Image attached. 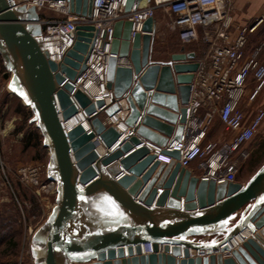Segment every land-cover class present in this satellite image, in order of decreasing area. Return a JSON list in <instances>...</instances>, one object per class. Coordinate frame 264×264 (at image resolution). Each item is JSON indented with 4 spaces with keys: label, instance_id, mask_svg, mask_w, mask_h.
<instances>
[{
    "label": "water",
    "instance_id": "obj_1",
    "mask_svg": "<svg viewBox=\"0 0 264 264\" xmlns=\"http://www.w3.org/2000/svg\"><path fill=\"white\" fill-rule=\"evenodd\" d=\"M52 1L88 18L93 0ZM140 1L127 0L125 12ZM40 19L34 8L0 0L7 89L31 109L49 152L47 179L56 185L54 206L30 240L33 264H264V163L245 185L216 184L181 168L178 152L164 151L176 161L166 165L146 147L179 139L195 55L181 49L168 62H152L154 20L133 36L129 21L114 24L107 89L115 103L103 115L120 111L129 132L105 127L92 116L94 104L74 93L94 134L112 149L98 159L93 133L80 124L65 136L59 121L77 114L68 97L73 88L64 82L84 72L92 27H76L72 48L56 65L41 50Z\"/></svg>",
    "mask_w": 264,
    "mask_h": 264
},
{
    "label": "built area",
    "instance_id": "obj_2",
    "mask_svg": "<svg viewBox=\"0 0 264 264\" xmlns=\"http://www.w3.org/2000/svg\"><path fill=\"white\" fill-rule=\"evenodd\" d=\"M13 1L15 6L34 8L40 16L45 12L58 15L57 19H40L41 50L48 60L56 65L62 63L66 53L72 48L76 27H92L84 72L74 81L66 79L64 82L73 88L68 97L77 114H83L86 126L82 127L87 135L94 132L87 121L88 117L74 99L76 90H80L94 104L95 112L92 116L98 115L105 127L112 125L122 130L120 111L111 116L103 115V112L115 103L112 91L107 89V65L109 58L113 57L110 50L114 24L118 21H129L133 36L135 33H141L142 25L147 19L155 20L158 9H164L172 19L170 29L177 33L182 44L199 40L208 46V52L198 61V69L190 84L188 103L183 106L185 121L179 139L168 141L164 147L149 143L146 147L159 163L168 165L175 161L164 154V151L178 152L177 163L180 167L189 171L195 164L200 172L199 179L216 184L236 183L239 167L249 157L247 146L264 121V110L260 108L247 122L241 110L248 86H252L247 96L249 101L256 99L264 87V60L259 58L262 47H257L249 57L244 58L248 36L255 31L261 20L252 27L236 28V34L232 38L230 30L233 23V0H165L163 3L155 1L153 6L134 3L128 13L125 12L127 0H93L88 18L69 14L65 1ZM64 83L59 85L58 89H62ZM87 84L93 88L92 91L86 88ZM99 101L102 106L97 108L96 103ZM214 116H217L228 134L227 140L221 143L206 139L208 123ZM112 119H115V122H112ZM59 121L66 136L69 132L64 129L67 121L63 122L61 118ZM126 132L128 133L129 129ZM91 142L98 159L112 151L106 148L100 136L96 134ZM121 177L123 174L115 180ZM51 185L55 187V183L52 182ZM250 237L251 233L243 242ZM228 255V252L223 253L224 257Z\"/></svg>",
    "mask_w": 264,
    "mask_h": 264
},
{
    "label": "rangeland",
    "instance_id": "obj_3",
    "mask_svg": "<svg viewBox=\"0 0 264 264\" xmlns=\"http://www.w3.org/2000/svg\"><path fill=\"white\" fill-rule=\"evenodd\" d=\"M45 13L52 19L59 18L53 12ZM155 17L161 24L160 38L185 48L176 39L177 33L170 29L169 14L158 9ZM10 77L11 72L5 70L0 58V264H33L30 240L45 224L56 194L47 179L48 149L43 146L31 109L8 91ZM257 101L258 108L264 110V95ZM227 138L224 127L214 116L208 123L206 139L221 143ZM247 149L249 157L240 165L236 181H248L264 162V121Z\"/></svg>",
    "mask_w": 264,
    "mask_h": 264
},
{
    "label": "crops",
    "instance_id": "obj_4",
    "mask_svg": "<svg viewBox=\"0 0 264 264\" xmlns=\"http://www.w3.org/2000/svg\"><path fill=\"white\" fill-rule=\"evenodd\" d=\"M155 1H158L160 3H163L165 0H141L140 4L143 3L145 5L153 6ZM232 28L230 30V34L232 38L235 36L236 28L240 27H252L255 25L259 20L261 22L256 26L255 31L248 36V41L246 44V47L244 49V58H247L250 56L253 50H255L257 47L261 46V52L259 55L260 60H264V0H233L232 2ZM41 19H52L49 15L46 13H43L41 15ZM155 25V32L153 35V43H152V51H151V61L152 62H168L169 57L173 54L179 53L181 49L184 50V53H193L195 55V61H199L208 52V46L202 44L199 40L197 41H190L186 44H183L184 47H179L178 44H168L166 40L163 38H160V27L161 24L155 17L154 20ZM200 28H198V33L200 34ZM176 39H178L176 35ZM181 44V42H179ZM196 47V50H189L186 49V47ZM163 50V51H162ZM163 52V53H162ZM252 89V86H248L246 91V97L241 103V110L244 114L245 122L249 121L252 116L254 115L255 111L260 107L259 101H257L260 97V95H264V87L259 92L256 99L253 101H249L247 99V96ZM171 141V140H169ZM264 162H262L261 165L255 170L256 171L263 165ZM189 171L192 175L199 177L200 172L196 169V165L193 164ZM253 174V175H254ZM252 175V176H253ZM249 181V180H248ZM248 181L242 182V181H236V183L240 185H245Z\"/></svg>",
    "mask_w": 264,
    "mask_h": 264
},
{
    "label": "bare ground",
    "instance_id": "obj_5",
    "mask_svg": "<svg viewBox=\"0 0 264 264\" xmlns=\"http://www.w3.org/2000/svg\"><path fill=\"white\" fill-rule=\"evenodd\" d=\"M141 6H144L145 4H143V3H141L140 4ZM119 65H121V66H126V61L125 60H120L119 61ZM86 88L88 89V90H90V91H92L93 90V88L91 87V86H89L88 84L86 85ZM112 122H115V119H112L111 120ZM84 125V126H86V121H85V119H84V116H83V114L80 112V113H78L74 118H72L71 120H69V121H67L66 122V124L64 125V129H65V131L67 132V131H70L71 129H73L75 126H77V125ZM121 129H122V131H124V132H126L127 131V128L123 125V124H121ZM124 129V130H123ZM99 152H100V154H102V151H101V149H99ZM70 158H71V160L73 161V158H72V156H70ZM56 187V186H55ZM80 189H83V187L80 185V186H78Z\"/></svg>",
    "mask_w": 264,
    "mask_h": 264
},
{
    "label": "trees",
    "instance_id": "obj_6",
    "mask_svg": "<svg viewBox=\"0 0 264 264\" xmlns=\"http://www.w3.org/2000/svg\"><path fill=\"white\" fill-rule=\"evenodd\" d=\"M11 248H15V245H12V247Z\"/></svg>",
    "mask_w": 264,
    "mask_h": 264
}]
</instances>
